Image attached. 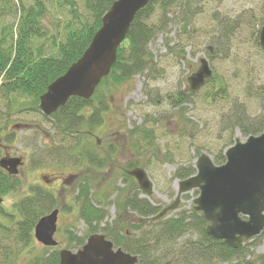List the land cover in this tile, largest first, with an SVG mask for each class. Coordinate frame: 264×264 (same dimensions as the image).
I'll use <instances>...</instances> for the list:
<instances>
[{"label": "rangeland", "instance_id": "374dc122", "mask_svg": "<svg viewBox=\"0 0 264 264\" xmlns=\"http://www.w3.org/2000/svg\"><path fill=\"white\" fill-rule=\"evenodd\" d=\"M77 1L82 10V1ZM6 2L12 9L3 20L5 31H8L10 25L16 26L18 22L14 4H19L20 0ZM199 9L200 13L185 32L181 30L182 24H175L167 34L159 35L151 43L157 67L149 77L135 76L127 84L98 93L97 96L109 100L111 107L104 113L103 124L91 129L94 136L82 139L87 149L97 143L101 148L98 147L99 156H107L105 152L110 146L114 150L111 159L108 157L104 168L98 172L64 166L57 157L53 158L54 153L42 158L40 153L44 154L47 147L53 150V146L74 143L76 135L62 139L55 134L52 123L44 119L41 110L17 113L13 100L9 106L7 98L0 93V160L20 157L25 161L16 175L21 186L2 197L1 212H15V204L29 194L32 186L53 192L58 199L55 234L58 245L49 248L76 252L78 248L69 242L68 233L79 238L89 235V227L80 217V204L76 200L77 187L83 177L89 178L92 184L93 203L106 211L100 227H114L117 225V204L124 201L129 190H134L131 189L132 181L125 177L129 163H138L137 167L144 168L153 183L154 192L149 196L138 186L140 197L163 209L176 199L181 181L174 177L178 168L196 167L202 154L209 155L214 162L217 155L225 154L236 140H247L248 136L242 134L234 120L238 111H244L247 122L264 114V51L259 43L264 25V0H202ZM65 14L54 4L43 17L45 37L39 43L47 54L55 53L54 42L64 39ZM182 48L186 52L183 58ZM202 58L208 59L215 79L195 92L190 102L174 106L171 99L178 92L188 93L187 79L198 70ZM213 91H217L215 99L211 98ZM17 123L22 124V128L17 129ZM26 124L32 126L24 127ZM134 126L151 130V145L148 137L144 139L142 129L138 135L131 134ZM12 131H16V138L9 144L4 141V135ZM33 160L39 165L30 168ZM198 195L197 189L183 194L178 209L167 218L180 211H190ZM137 218L139 222L147 220L134 213L130 216L131 220ZM259 239L256 251L264 253V237ZM30 248L32 255L46 251V246L35 238Z\"/></svg>", "mask_w": 264, "mask_h": 264}, {"label": "trees", "instance_id": "16d2710c", "mask_svg": "<svg viewBox=\"0 0 264 264\" xmlns=\"http://www.w3.org/2000/svg\"><path fill=\"white\" fill-rule=\"evenodd\" d=\"M81 1L82 10L77 0H20L19 4H14L18 22L5 31L3 20L10 15L12 9L8 8L6 0H0V93L7 98L9 106L13 100L17 113L40 112V97L51 83L64 75L82 56L101 27L103 16L117 0ZM200 2L202 0H151L141 9L136 14L126 39L118 48L115 64L102 79L93 96L90 99L71 97L57 112L51 116L44 115V119L52 123L55 134H59L62 139L76 135L74 143L70 141L71 143H63L58 147L53 146V150L44 148L46 151L44 154L40 153V156L46 158L54 153L53 158L57 157V161L64 166L97 172L102 170L108 157L111 159L113 148L110 146L105 152L107 156L102 157L98 155L100 147L97 143L92 149H87L83 141L84 138L89 140L94 136L91 129L103 124L104 113L111 107L109 100L104 96H97L98 93L127 84L135 76L149 77L157 67L150 49L151 43L159 35L167 34L175 24H182L181 30L185 32L200 13ZM54 4L59 10L66 12L67 23L63 25V41L54 42L56 52L47 54L39 43L45 37L42 20ZM222 35L227 38L226 34ZM180 52L183 58L186 54L184 48ZM214 79L213 74L207 83ZM193 94L190 91L186 94L178 92L171 99L172 104L182 106L190 102L189 98ZM216 94L217 91H213L211 98L215 99ZM244 114V111H238L234 120L242 134L249 137L264 132V114L250 122L245 121ZM22 126L19 123L15 125L17 129ZM85 126L90 129H83ZM140 129V126H134L130 132L138 135ZM142 130L144 139L148 137L147 141L151 145V130ZM15 132H6L4 141L9 144L13 142ZM42 158L40 160L43 162ZM225 158L222 152L217 155L214 163L222 165ZM38 165V161L29 164L30 168ZM137 166L138 163L131 162L125 170V177L132 181L131 189L134 190H129L124 201L117 204V225L114 227H100L106 211L93 203L92 184L89 178L83 177L77 187L76 200L80 204V217L89 227V235L84 239L69 232L70 243L80 249L90 235L103 234L113 242L115 248L137 256L138 264H264V253L256 251L260 244L259 238L264 237V231L259 238L256 237L252 242L251 239L246 240L241 248L234 249L207 233L209 222L195 206L188 212L180 211L174 217L167 218L170 212L163 218L154 220L162 209L140 197L137 182L127 173ZM194 174L196 167H180L174 177L185 180ZM20 186L21 181L16 176L0 167V198L15 192ZM29 190V194L15 204V212L0 211V264H59L60 250L46 247L42 254L32 255L30 248L35 238L36 224L57 208L58 199L53 192L38 185ZM133 213L147 220H131Z\"/></svg>", "mask_w": 264, "mask_h": 264}, {"label": "water", "instance_id": "95a60500", "mask_svg": "<svg viewBox=\"0 0 264 264\" xmlns=\"http://www.w3.org/2000/svg\"><path fill=\"white\" fill-rule=\"evenodd\" d=\"M150 1L117 0L112 4L82 56L40 97L39 108L45 116L57 112L71 97L90 99L93 96L115 64L118 48L126 39L136 14ZM259 43L264 51V25ZM212 76L208 59L202 58L198 70L187 79L188 90L197 92ZM225 157L224 164L216 165L209 155L202 154L196 164L197 173L179 182L175 201L153 219L178 209L182 195L197 189L195 209L209 222L207 233L211 237L239 249L245 240L260 236L264 231V132L249 136L245 142L236 140L226 150ZM22 165L20 157L0 160V167L12 176L18 175ZM127 173L136 179L146 195L153 194V183L144 168L136 167ZM2 201L0 198V204ZM58 214L59 210L55 209L35 226L34 237L46 247L58 245L55 239ZM59 264H138V257L115 248L105 235L92 234L76 252L60 250Z\"/></svg>", "mask_w": 264, "mask_h": 264}, {"label": "flooded vegetation", "instance_id": "af4514ba", "mask_svg": "<svg viewBox=\"0 0 264 264\" xmlns=\"http://www.w3.org/2000/svg\"><path fill=\"white\" fill-rule=\"evenodd\" d=\"M25 164V161L23 162V165ZM20 172V171H19ZM19 174V173H18ZM47 181H49V180H47Z\"/></svg>", "mask_w": 264, "mask_h": 264}]
</instances>
